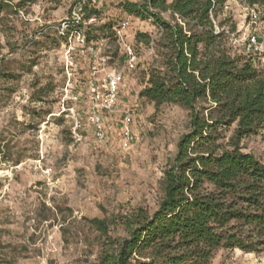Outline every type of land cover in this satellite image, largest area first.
<instances>
[{
	"label": "rangeland",
	"instance_id": "obj_1",
	"mask_svg": "<svg viewBox=\"0 0 264 264\" xmlns=\"http://www.w3.org/2000/svg\"><path fill=\"white\" fill-rule=\"evenodd\" d=\"M127 1L145 0H0V264H100L104 240L91 220L159 208L164 172L190 130V112L172 104L156 108L140 98L149 73L163 67L170 50L152 17L122 9ZM84 5L102 14L82 28L75 15L83 18ZM252 9L246 0H224L211 14L216 32L224 34L222 49L232 56L243 54L253 34L264 42V15L260 11L253 23ZM160 16L173 21L169 12ZM124 20L130 21L127 37L142 62L126 74L113 112H100L108 137L99 143L89 117L105 92V71L83 52L81 40L91 29L112 26L95 44L106 69L121 70L115 29ZM137 34L149 37L138 40ZM212 107L207 99L197 103L206 117ZM128 108L143 143L125 152L120 126ZM242 147L264 163V131ZM110 236L127 234L113 226ZM246 255L220 249L210 264H264V248Z\"/></svg>",
	"mask_w": 264,
	"mask_h": 264
},
{
	"label": "trees",
	"instance_id": "obj_2",
	"mask_svg": "<svg viewBox=\"0 0 264 264\" xmlns=\"http://www.w3.org/2000/svg\"><path fill=\"white\" fill-rule=\"evenodd\" d=\"M223 2L121 4L131 16L152 17L170 50L163 67L149 73L140 98L156 108L172 104L188 110L190 130L164 172V197L154 213L139 208L111 220H91L104 240L100 264H210L220 249L256 254L264 248V163L242 147L264 131V64L244 49L239 56L222 49L224 34L216 32L211 14ZM246 3L264 15V0ZM164 12L173 21H164ZM101 14L82 6L81 27ZM111 28L87 26V45H96ZM148 37L137 34L136 39ZM203 99L213 105L208 117L197 108ZM113 226L127 237L112 238Z\"/></svg>",
	"mask_w": 264,
	"mask_h": 264
},
{
	"label": "built area",
	"instance_id": "obj_3",
	"mask_svg": "<svg viewBox=\"0 0 264 264\" xmlns=\"http://www.w3.org/2000/svg\"><path fill=\"white\" fill-rule=\"evenodd\" d=\"M259 15L260 9L255 8L254 10L253 8L251 14L253 23H257ZM75 16L77 21H82L78 15ZM129 29L130 21L128 20L121 21L117 29H115L117 41L120 45L124 60L123 68L121 70L106 69V59L101 54V48L98 45H87L85 37L81 40V47L84 50L83 52L89 57L97 59L105 71V84L103 85L105 92L101 97L100 103L96 105L97 110H95L89 117V122L93 129L94 136L99 143H105L108 137L105 120L100 112H113V110L118 106L120 87L126 78V74L135 72L142 62V58L137 54L135 47L128 40L127 35ZM161 34L162 29L160 28V36ZM153 45L154 41H152L151 44L152 50ZM244 52L246 55L260 56L262 63L264 64V42H261L260 38L256 34H253L248 38L244 44ZM72 113L75 114L74 111H72ZM81 126L80 120L76 118L74 134L78 141L81 140V136L77 133V131L81 128ZM133 126L134 110L128 108L123 112V118L120 126V144L122 150L125 152L132 151L143 143L142 136L135 133Z\"/></svg>",
	"mask_w": 264,
	"mask_h": 264
},
{
	"label": "crops",
	"instance_id": "obj_4",
	"mask_svg": "<svg viewBox=\"0 0 264 264\" xmlns=\"http://www.w3.org/2000/svg\"><path fill=\"white\" fill-rule=\"evenodd\" d=\"M246 256H252L251 254H248V255H246Z\"/></svg>",
	"mask_w": 264,
	"mask_h": 264
}]
</instances>
